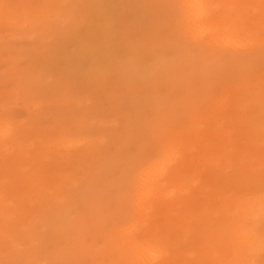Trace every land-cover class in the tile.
Wrapping results in <instances>:
<instances>
[{"label":"rangeland","instance_id":"obj_1","mask_svg":"<svg viewBox=\"0 0 264 264\" xmlns=\"http://www.w3.org/2000/svg\"><path fill=\"white\" fill-rule=\"evenodd\" d=\"M210 1L244 50L179 0H0V264H264V0Z\"/></svg>","mask_w":264,"mask_h":264},{"label":"bare ground","instance_id":"obj_2","mask_svg":"<svg viewBox=\"0 0 264 264\" xmlns=\"http://www.w3.org/2000/svg\"><path fill=\"white\" fill-rule=\"evenodd\" d=\"M181 5L183 6L184 8V16L186 18V22L188 23L189 25V28L188 26L186 28L187 29V33L188 34H192V32H196L197 34H199L200 36L202 35H206L208 37V40H206L205 42L208 44V45H214V44H220V48L223 46L224 49L225 47L226 48H230L234 51H238V50H244V47H246V44H241L240 43V37L241 35H239V33H242L243 31V28H238V25L237 24H233V23H230L228 22L227 24L223 25V26H217L216 25V21L218 20V18H214V15L216 14L214 12V8L211 4V1L210 0H179ZM262 2V0H261ZM256 3V2H255ZM258 3H260V0H258ZM261 4V3H260ZM258 5V4H257ZM1 6V5H0ZM54 15V14H53ZM70 17V16H69ZM185 32V31H184ZM191 32V33H190ZM194 34V33H193ZM197 35V36H199ZM187 36V35H186ZM195 36V34H194ZM196 37V36H195ZM204 37V36H203ZM198 38V37H197ZM201 38V37H199ZM199 40V39H198ZM203 41V40H202ZM253 58V57H251ZM1 126V125H0ZM256 130H254V133L258 132V131H263L262 128H256ZM5 135L8 134L9 132V129L8 128H5ZM248 131V136H250V134L253 135V133H249V130ZM246 132V131H245ZM247 133V132H246ZM245 133V136H247ZM262 133V132H261ZM244 134V132H243ZM256 144V143H255ZM171 147V146H170ZM169 148V147H168ZM172 148V147H171ZM173 149V148H172ZM171 149V150H172ZM174 149L178 150L177 148L174 147ZM167 150V149H166ZM175 150V151H176ZM174 150L170 151L169 149V152L173 153ZM166 152V151H165ZM168 153V152H167ZM166 154V153H165ZM164 154V155H165ZM169 156V155H168ZM166 158V157H165ZM169 158V157H168ZM167 159V158H166ZM167 161L169 162L170 160L167 159ZM196 161V159H195ZM197 163V161H196ZM148 166L147 168L149 169L147 172H145L147 170V168L145 169V173L142 174L144 177H146L147 179L150 178V175L148 176L149 172L150 171H153L151 168L153 167H150ZM155 168V167H154ZM151 169V170H150ZM157 169L155 168L154 171H156ZM159 170V169H158ZM160 171V170H159ZM143 173V172H142ZM156 173L153 172V176L155 175ZM158 174H160L158 172ZM158 174H157V177L156 180L158 181ZM161 175V174H160ZM149 178H148V177ZM153 176L149 179V180H143V184L140 183V185L142 184L143 187L147 190L150 191V189H154L152 188L153 186L151 185H154L153 184V181H152V178ZM142 179V178H140ZM154 180V179H153ZM141 181V180H140ZM155 181V180H154ZM158 183V182H157ZM139 185V184H138ZM148 185V187H147ZM166 185L165 184H161L159 185V189H161L160 191L161 192H165V187ZM141 187V189L143 188ZM143 188V189H144ZM140 189V190H141ZM142 189V190H143ZM146 189L144 190L145 193L143 194L141 191H139V193L141 192L142 194L141 195H146L147 191ZM156 189V190H155ZM154 191H159V189L155 188ZM162 189H164L165 191H162ZM167 192V191H166ZM160 193V192H159ZM148 195V194H147ZM150 195H151V192H150ZM148 195V196H150ZM153 197V195H152ZM260 200L258 199H246V200H237L236 201V205H235V209H236V221L232 220V222L235 224V226L239 229V234H240V241L241 243H239V246L241 248V246L243 245L244 248H246L247 251H251L256 249V247H261V248H264V237H263V233L261 232L260 229H258V224L257 223V220H254L252 221L251 224H247L250 220V218H253L255 216H257V211L260 209ZM259 205V206H258ZM234 216V214H233ZM256 219V218H255ZM252 220V219H251ZM250 220V221H251ZM231 222V221H230ZM241 222V223H239ZM231 229H233V227L231 226ZM236 229V228H235ZM230 231V230H229ZM227 230V232H229ZM233 231H235L233 229ZM128 231H125V233H127ZM124 234V231L122 232ZM234 233V232H233ZM230 234V236L233 235ZM238 233V232H237ZM121 234V233H120ZM128 234V233H127ZM126 234V235H127ZM129 235V234H128ZM235 235V233H234ZM234 237V236H232ZM235 237L238 238L237 235H235ZM234 239V238H233ZM125 240H129L128 239H125ZM238 242V241H237ZM236 243V242H235ZM257 248L256 251L259 252L260 248ZM235 248H236V245H235ZM243 248V247H242ZM134 252L137 251L139 256L140 254L142 255L141 256V259L143 257V259L145 258V256H147V258L149 259L150 256H148L149 254H152L153 253H149L148 254V251L145 249V243H141V245L139 247H134ZM238 249V248H236ZM235 249V250H236ZM235 250H233L232 252H234ZM264 250V249H263ZM262 251V250H261ZM260 251V252H261ZM259 252V253H260ZM256 253V252H255ZM258 253V254H259ZM146 254V255H144ZM159 255V253H157ZM157 254L153 255L152 256V259L156 256ZM139 256H137L136 254V257L139 258ZM147 258H145L144 260H146ZM142 259V260H143ZM147 259V260H148ZM151 260V258H150ZM146 262V261H145ZM242 264H253V263H250L249 261H247V259L245 260H242L240 261ZM248 262V263H247ZM264 263V262H263Z\"/></svg>","mask_w":264,"mask_h":264}]
</instances>
